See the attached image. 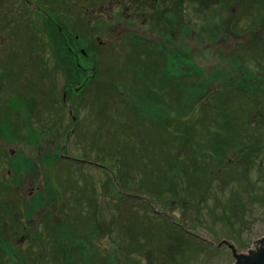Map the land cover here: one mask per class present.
<instances>
[{
	"label": "rangeland",
	"instance_id": "rangeland-1",
	"mask_svg": "<svg viewBox=\"0 0 264 264\" xmlns=\"http://www.w3.org/2000/svg\"><path fill=\"white\" fill-rule=\"evenodd\" d=\"M189 22L188 60L172 67L156 49L118 43L120 30L111 36L113 44L102 47L88 73L85 102L73 110L76 123L62 102L68 69L26 65L0 52V93L30 97L29 108L17 101L9 112L14 154L30 160L28 223L18 224L14 208L6 231L18 243L25 235L31 256L44 254V264H56L51 253L59 255L64 241L59 228L76 240L64 241L68 251L59 264H234L229 244L246 254L264 237V0H217ZM106 32L94 31L97 45ZM196 68L199 82L190 74ZM196 86L213 93L192 95ZM177 128L184 138L175 142ZM175 145L185 148L176 163L186 170L170 175ZM207 153L217 157L208 172ZM129 167V189L144 183L157 189L170 175L179 191L135 196L123 184ZM119 194L136 198L127 202ZM173 223L187 232L186 245L173 238Z\"/></svg>",
	"mask_w": 264,
	"mask_h": 264
},
{
	"label": "flooded vegetation",
	"instance_id": "flooded-vegetation-1",
	"mask_svg": "<svg viewBox=\"0 0 264 264\" xmlns=\"http://www.w3.org/2000/svg\"><path fill=\"white\" fill-rule=\"evenodd\" d=\"M211 3L216 5L217 0H0V52L11 58L19 55L22 64L26 65L80 69L83 80L72 86L66 79L62 93V102L71 113L79 103L85 102L82 95L92 77L88 73L93 72L102 47L108 49L113 44L110 37L117 35V31H121L118 43L156 49L167 65H183L188 60L189 18L200 14L205 4ZM3 20L7 26L1 23ZM95 30H107V39L98 45L93 38ZM35 37H38V46L31 43ZM179 48L182 55L178 53ZM46 51L47 57L43 55ZM146 56L147 53L141 51V57ZM67 77L72 79L70 75ZM5 94L0 93V108H4L0 114L3 117V123H0V264H30L29 258L36 264H43L44 254L36 259L30 255L32 249L22 244L25 235L19 243L13 240V234L12 238L7 236L8 212L17 208L16 214L21 217L18 224L23 228L29 215L27 169L30 160L28 156L14 154L12 147L16 137L9 125L12 123L10 113L13 114L17 101L19 108L24 104L29 108L30 97L26 93L20 97L19 93H9L14 97ZM54 107L62 109L57 101H54ZM36 114L44 123V109ZM24 141L19 142L20 146ZM15 196L20 199L15 201ZM30 242L34 249L37 241Z\"/></svg>",
	"mask_w": 264,
	"mask_h": 264
},
{
	"label": "trees",
	"instance_id": "trees-1",
	"mask_svg": "<svg viewBox=\"0 0 264 264\" xmlns=\"http://www.w3.org/2000/svg\"><path fill=\"white\" fill-rule=\"evenodd\" d=\"M193 68H194V66H193ZM180 70H179V73H182L183 74V70L184 69H181V68H179ZM191 71H190V74L192 75V78L193 79H196V81H200V79H198V77L197 76H199L200 75V73H199V71L197 70V68L196 69H190ZM68 72H69V74L68 75H70V77L72 78V79H67L68 80V82L72 85V86H75V85H78L79 83H80V81H82L83 79H81V75H80V69H78V68H71V69H68ZM213 80H215V79H204V81L205 82H209L210 83V81H213ZM195 81V82H196ZM201 83V82H200ZM202 91H204V95H205V97H208L209 96V94H211V93H213L212 91H209V90H207V88H203V87H195V89L192 91V95H194L195 93H199V92H202ZM215 93H217V91L215 92ZM191 98H193V97H191ZM161 107H163L164 108V106L163 105H160ZM153 115H155V113L153 112ZM143 117V116H142ZM150 117H152V115H150ZM156 118H158V119H161L160 117H157V116H155ZM145 119H147V120H149L148 118H145ZM176 120H178V119H176ZM177 130L179 131V132H173V141H179V140H183V138H184V135L182 136V132L181 131H183V129H181V128H177ZM229 130V129H228ZM231 131V130H230ZM234 133V132H233ZM189 134H190V132H189ZM176 146V147H175ZM174 147H173V151H172V159H171V164H167L168 165V167H167V171L170 173V175H171V172L173 173V175H176L177 173H182L183 171H185L186 169H185V167H183V165L182 164H180V163H176L177 162V160L178 161H181V159H180V157H181V155H183V153H181V151H183V150H185V148H180L179 146H177V145H175ZM102 150H104V149H102ZM206 155V156H205ZM203 154L202 155V158H204V163L206 164V167H205V171L206 172H208L210 169H208L209 167L211 168V165H213V164H210L211 163V161H217V157H215L214 155H215V153H214V155L213 154H209V153H207V154ZM178 156V157H177ZM200 158H201V156H200ZM99 159H101V157L99 158ZM210 160V162H208ZM101 163H104V162H101ZM176 163V164H175ZM131 167H133V165L131 164ZM131 167H129L127 170H126V173H127V177L125 178V176H123V184H124V188L127 190V192H130V193H135L136 195L135 196H138L139 194L141 195L142 194V192L144 193V194H146V195H152V196H157V197H159V198H161V197H164V195H166V194H170V193H172V194H176L177 193V191H179V185L177 186V180H176V178H174V179H172L171 178V176L169 175V176H167V177H165L164 179H163V181L160 183V185L158 186V188L156 189H153V187H152V185H151V187H152V189L151 188H149V187H146V184L144 183V184H142V186H141V184L139 185V187L137 188V189H135V190H133L132 189V187L129 189V186L128 185H130V180L131 179H133V177L132 176H130L129 175V171L132 169ZM245 170V169H244ZM247 172H249V170L247 169L246 170ZM130 179V180H129ZM141 182V181H140ZM166 182L168 183V185H166ZM170 184H171V186H170ZM180 184V183H179ZM154 185V184H153ZM214 186V182L213 183H211V186ZM190 189H192L191 187H189ZM214 188V187H213ZM125 189H124V191H125ZM194 190V189H193ZM251 190H253V188L251 187ZM184 191H186V189H184ZM198 192H200V190L198 191ZM192 194H196V193H192ZM123 199H125V200H127V202H128V200L129 199H133V197L134 196H131V195H121V194H119ZM180 195V194H179ZM134 198H136V197H134ZM118 199H119V197H118ZM201 200H202V198H200ZM199 199V200H200ZM200 200V202H202ZM263 201H264V199H263ZM199 202V203H200ZM150 203V202H149ZM118 204V203H117ZM117 206V205H116ZM148 218V219H147ZM144 219H147V220H153V219H151V218H149V217H144ZM159 219V217H157V220ZM181 226H184V225H181ZM180 229V225L178 224V223H173L172 225H171V231L174 233L173 234V238H176L177 240H179V241H181V244H182V242L184 243V245H186L185 244V242L187 241L186 240V235L187 234H185V233H187V232H183V230H181L182 232H179V231H177L176 229ZM58 232V234L60 235H62V237H63V239H64V241L68 238H70L71 240H72V242H73V246L75 245V241L76 240H74L75 239V237L73 236L72 237V235H69L70 233L69 232H65L64 231V229L62 230L61 228H59V231H57ZM60 235V236H61ZM55 237V239H56V236H54ZM64 241H63V244H61L60 243V246H59V249H60V251H61V253L58 255V254H56V252L54 253L53 251V253H51L52 254V258L51 259H53V261H55V263L56 264H59L60 262L62 263V261H61V259L64 257L65 258V256L67 255L66 253H67V251H68V248L67 247H65L64 246ZM185 241V242H184ZM82 244H84L85 245V241L82 239L81 241H80ZM56 243V242H55ZM82 244H80L79 246H81ZM141 244H143L144 246H146L145 245V243H142L141 242ZM149 244V243H148ZM147 244V245H148ZM184 245H182V247H180V249H178V250H181V251H185V248H184ZM191 245V244H190ZM83 247V246H82ZM69 250H71V249H69ZM136 250H140L139 248L138 249H133V251H136ZM85 255H89V252L88 251H85V252H83ZM54 255V256H53ZM96 256L98 255V254H95ZM95 256V257H96ZM94 257V258H95ZM56 259V260H55ZM107 259H109V258H107ZM45 260V259H44ZM44 260H43V264H44ZM60 260V261H59ZM32 263V262H31ZM46 264V263H45Z\"/></svg>",
	"mask_w": 264,
	"mask_h": 264
},
{
	"label": "water",
	"instance_id": "water-1",
	"mask_svg": "<svg viewBox=\"0 0 264 264\" xmlns=\"http://www.w3.org/2000/svg\"><path fill=\"white\" fill-rule=\"evenodd\" d=\"M229 247L233 250L236 258L234 264H264V237L256 239L253 242L252 250H249L246 254L236 253V249L232 244H229Z\"/></svg>",
	"mask_w": 264,
	"mask_h": 264
}]
</instances>
